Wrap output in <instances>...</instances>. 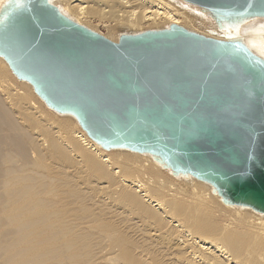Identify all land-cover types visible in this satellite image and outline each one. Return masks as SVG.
Wrapping results in <instances>:
<instances>
[{
	"label": "bare ground",
	"instance_id": "1",
	"mask_svg": "<svg viewBox=\"0 0 264 264\" xmlns=\"http://www.w3.org/2000/svg\"><path fill=\"white\" fill-rule=\"evenodd\" d=\"M50 3L91 31L92 20L104 23L112 42L170 25L227 37L207 13L179 0ZM220 29L264 59V18ZM13 76L0 57V264H264L263 213L223 203L210 184L175 176L149 154L104 150ZM55 157L73 162L67 170L86 167L96 183L74 184L58 161L63 174H54L47 162ZM124 211L139 215L144 230L121 228Z\"/></svg>",
	"mask_w": 264,
	"mask_h": 264
},
{
	"label": "water",
	"instance_id": "2",
	"mask_svg": "<svg viewBox=\"0 0 264 264\" xmlns=\"http://www.w3.org/2000/svg\"><path fill=\"white\" fill-rule=\"evenodd\" d=\"M181 1L220 28L264 18V0ZM0 57L104 150L149 154L264 214V59L241 39L170 25L112 42L50 0H6Z\"/></svg>",
	"mask_w": 264,
	"mask_h": 264
},
{
	"label": "rangeland",
	"instance_id": "3",
	"mask_svg": "<svg viewBox=\"0 0 264 264\" xmlns=\"http://www.w3.org/2000/svg\"><path fill=\"white\" fill-rule=\"evenodd\" d=\"M179 1H181V0H179ZM181 2H183V1H181ZM184 3V2H183ZM186 5H190V6H192V7H196V6H193V5H191V4H187V3H185ZM196 8H198V7H196ZM199 9V8H198ZM94 23H93V25L95 26V29L93 28V30H94V32H96L97 34H99V35H102V36H105L106 35V29L105 28H103V27H101L104 23H101V22H97V19L96 20H92ZM96 23H98V25L96 24ZM101 25V26H100ZM210 31H212V30H210ZM218 31L219 32H222L223 34H225L227 37H226V39L227 38H230V37H233L232 36V34L231 33H228L226 30H222L221 31V29L220 28H218ZM213 33H215L214 31H212ZM122 34H132V33H122ZM247 38H249V35L248 36H245L243 39H246L247 40ZM12 76H13V74H12ZM14 77V76H13ZM16 80H17V78L16 77H14ZM12 80V79H11ZM37 96V95H36ZM39 98V97H38ZM47 109H49L46 105H44ZM49 110H51V109H49ZM51 158V157H50ZM56 159V160H55ZM57 159H59V158H57V157H55L53 160H51V159H49L48 160V165L50 164V166L52 167V170L54 171V174L56 173V175H57V173L59 172L61 175H62V177H64V178H66V176L67 175H70L71 176V178H72V180H74V184H76V185H79L80 184V187H82L83 189H85V186L84 185H82V183L84 182V180H90V182H91V184L92 185H94V182L96 183V180H95V178H93L92 176H89V175H91L90 173H89V171L87 170V168L86 167H84V166H75V170H72L71 171V169L70 170H67L68 169V167L69 166H71V164L73 163V162H71V160L69 161L68 160V158L67 157H61V159H59V160H57ZM65 159H66V161H65ZM63 160V161H62ZM52 161H58L59 163L58 164H64L63 165V173H62V170L60 171V169L59 168H57V166L54 164V162H52ZM68 161V162H67ZM63 162V163H62ZM71 162V163H70ZM68 164H69V166H68ZM67 165V166H66ZM57 168V169H56ZM80 168V169H79ZM72 169H74V168H72ZM107 169L110 171V172H112V169H113V167H107ZM59 170V171H58ZM52 171V172H53ZM69 171V172H68ZM72 172V173H71ZM75 172V173H74ZM76 174V175H75ZM79 174L81 175L80 177H79ZM115 175H120V173L118 174V173H116ZM58 176H60V175H58ZM79 178H78V177ZM86 177V178H85ZM94 180H93V179ZM113 178H114V176H113ZM113 178H110V179H113ZM82 179H84V180H82ZM83 181V182H82ZM103 182H106L105 180L103 181ZM72 185V184H71ZM86 192L87 191H89L88 189H86L85 190ZM102 195H103V193H102ZM105 195V194H104ZM106 198V197H105ZM107 203H109V201L107 200ZM123 214V216H122V222L120 223V224H122V225H120L119 224V226L121 227H125L124 225H126V226H130L129 227V232H131V233H133V231H134V234H139V231H143L144 230V227H143V225H142V223L140 222V220L138 219V218H140V216L139 215H136L135 216V214H129V213H127L126 211H124V212H122ZM129 215V216H128ZM138 216V217H137ZM128 218H129V220H130V222H129V220H128ZM133 220V221H132ZM124 221H125V223H124ZM131 222H134V223H131ZM118 223H119V221H118ZM127 223H128V225H127ZM138 223V224H137ZM131 224V225H130ZM137 226H136V225ZM135 227H134V226ZM140 225V226H139ZM121 227V228H122ZM142 229H141V228ZM133 229V230H132ZM137 229V230H136ZM136 230V231H135Z\"/></svg>",
	"mask_w": 264,
	"mask_h": 264
}]
</instances>
